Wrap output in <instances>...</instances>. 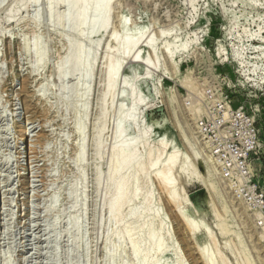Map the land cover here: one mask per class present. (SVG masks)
Masks as SVG:
<instances>
[{
    "label": "rangeland",
    "instance_id": "374dc122",
    "mask_svg": "<svg viewBox=\"0 0 264 264\" xmlns=\"http://www.w3.org/2000/svg\"><path fill=\"white\" fill-rule=\"evenodd\" d=\"M46 2L0 0V264H138L118 232L129 227L144 242L148 225L157 231L161 221L165 249L150 252L158 264H205L199 245L212 264H264V0H111L106 31L91 32L88 5L78 33L54 27ZM126 32L138 38L131 53L139 59L120 65L107 95L105 53H118L109 36ZM81 40L85 51L97 46L92 71L62 76L69 44ZM135 95L142 100L133 105ZM120 115L123 138L145 133L139 153L166 143L160 162L178 153L172 178L199 222L194 234L151 174L142 218L110 221L107 172L119 162L109 151ZM200 120L217 142L250 148L240 172L223 176ZM137 191L122 214L142 209L147 188Z\"/></svg>",
    "mask_w": 264,
    "mask_h": 264
},
{
    "label": "bare ground",
    "instance_id": "6f19581e",
    "mask_svg": "<svg viewBox=\"0 0 264 264\" xmlns=\"http://www.w3.org/2000/svg\"><path fill=\"white\" fill-rule=\"evenodd\" d=\"M110 2H111V0H47L46 3H47V12H48L49 16L54 18V27H67L69 29V31H72L73 33L74 32L78 33L80 30V27L82 25H84V23H86V20H88V19H86V17H87L86 9H87L88 5H90V14H89L90 16H89L88 21H89L91 32L96 30V29L97 30L103 29V31H106V29L109 25L108 19H109V15H110L109 14L110 13V11H109ZM56 4H62L64 6L63 13L58 14V15L53 13V9H54L53 7ZM45 10L42 12H45ZM47 12H46V14H47ZM36 17H37V14H36ZM49 23H48V26H49ZM120 26L123 30L126 29V25H125V22L123 20H121ZM77 33H75V34H77ZM160 35H161V33H160ZM109 37H110L109 39L112 38L113 41L117 42L118 53H117V55L107 54L108 52L105 53V56H106L105 73L107 75L106 79H108V82L106 83V88H105L106 94L108 92L113 91L112 90V86H113L112 84H113L114 76L116 74V71L120 67V65L122 63H125L126 61H137V59H139L137 56V53L136 54L131 53L135 44L136 45L138 44V38L137 39L132 38V36L127 32L121 38L117 37V36L111 37V35ZM79 38H80V36H79ZM82 42L83 41L81 40V41H78L77 43L69 44V53L67 54V57L65 60L62 59L63 61L61 62V64L58 67V69L62 73V76H65L68 73H70V74L71 73L73 74L74 72L76 73V71L79 72L80 68L84 69V72H86L85 75L89 74L90 71H92L91 69L93 67V61H94V58L96 56V47L97 46L94 47L92 50H89V48L87 46V50H89V51H85V50H83ZM146 44L151 49L154 48V43H153L152 39L147 40ZM116 47H115V49H116ZM34 50L37 51L35 45H34ZM164 50H165V48H164ZM38 53L41 56L44 54V51H41ZM112 53H113V51H112ZM85 61H87V64H85ZM79 77H81V76L79 75L78 78ZM60 88H61V86H60ZM77 88H79V87H77ZM87 89L88 88L85 87L84 90H82L84 95L88 91ZM64 91H65V89L62 88L61 92H64ZM107 95H105V96L107 97ZM110 96H109V98H110ZM141 100H142V98L140 95L133 96V105L137 104ZM105 110L100 112V113L107 112V110L106 111ZM127 113H128L127 117L130 121H134L135 117H137V116H135L136 114L134 113V108H132L131 111L127 112ZM100 117H101V115H100ZM101 118H103V117H101ZM124 119H125V116H122V115H120L117 119L116 130H115V133L113 134V141L114 142H113V145L109 151L110 152L109 153V156H110L109 159H111L110 161H113L114 159H116V157H119V162L115 163V165L112 164V166H110V168L107 172V188L110 189L112 193L107 191V194L111 193V195L108 196L109 199L106 198L107 201H105L106 203L105 202L104 203H105V208H106V211L109 215L110 221L112 222V224L114 223V224L120 226V225H123L122 223H124L123 221L125 220V218H127V220H133V221L138 220L143 215V213L148 211L149 201L151 199V193H150V190H148V184H149L148 181H149V175L151 174L158 181L160 186L165 191L166 198L172 204L174 212L177 215V217L185 224V226L190 230V232H192L194 234L195 232H197V230L200 227L199 222L194 216L190 215L189 206L187 205V202H186L187 197L182 194L180 187H179L180 183L177 186L175 184V182L173 181V178H172V175H173L172 170L174 168V165L177 163V161L179 159L178 153L172 151L168 154V156L163 161L160 162L161 157H163L162 149L167 148L169 146V143H166L165 146H162L160 148L161 150H158L157 152H153L152 147H147V148H145V151L143 153H139V151H137V149H136V145L138 142L143 141V139L145 137V133L140 132L135 137L129 138V139L123 138L121 125H122V122ZM82 123H83V121H81V123L78 124V127H77V132L81 136L83 135L82 133L84 132L83 128H85ZM100 126L101 125H99L97 128L98 129L97 132L101 131ZM81 141H83V139H81ZM81 144H82V142H81ZM81 144H80V147L82 146ZM94 145H95V151L98 154L99 153V146H100L99 134L95 138ZM161 145H162V143H161ZM83 154H84L83 149L80 148L79 152L77 153V163L76 164L78 166L82 162ZM177 180H179V179L177 178ZM131 183L133 185H132L131 191H129V185H131ZM210 184H212V183H210ZM141 185H144L147 188V193L144 197L145 201H144V205L142 206V209H140V210H137V209H130L129 210L128 209L129 211L126 214H122V207L127 202L135 199L136 197H137L136 199L139 198V196H137V192H138L137 189ZM162 225H163V222L161 221V225L159 226L157 231H154L151 228V226L148 225V227H147L148 233L146 232L147 239H145L144 242L142 241L144 239H141L140 237L135 236V233L132 232L131 228L124 227L125 229L123 231H121V232L117 231L118 232L117 240H118L119 246H121V244L123 245L124 240H125V242L127 240L128 241L127 243L129 244V246L131 248V259L132 260L137 261L138 264H158L157 259L152 257L150 255V252L154 251L155 254L160 255L165 249V247H164L165 245L163 243V238H164L165 232H164V228ZM139 228H138V230H139ZM142 230H143V227L140 229V231H142ZM197 251H198L199 255L202 257L205 264H212L211 256H210L209 252L206 250L204 245H199L197 248ZM108 256H109V259L113 258V255L111 253H109ZM111 264H112V262H111Z\"/></svg>",
    "mask_w": 264,
    "mask_h": 264
},
{
    "label": "built area",
    "instance_id": "2783aa9c",
    "mask_svg": "<svg viewBox=\"0 0 264 264\" xmlns=\"http://www.w3.org/2000/svg\"><path fill=\"white\" fill-rule=\"evenodd\" d=\"M217 122V124H220L221 120H218ZM197 128L202 136L211 140V151L217 158L220 159L219 167L223 176L232 177L236 171L240 172L243 169V161L250 148L245 147L243 149L237 144L231 142H217L214 131L210 137L211 129L209 128V125L202 120H200Z\"/></svg>",
    "mask_w": 264,
    "mask_h": 264
}]
</instances>
